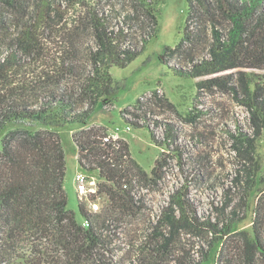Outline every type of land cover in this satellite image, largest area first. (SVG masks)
I'll return each mask as SVG.
<instances>
[{
	"label": "rangeland",
	"instance_id": "rangeland-1",
	"mask_svg": "<svg viewBox=\"0 0 264 264\" xmlns=\"http://www.w3.org/2000/svg\"><path fill=\"white\" fill-rule=\"evenodd\" d=\"M57 1L64 8L62 23L78 31L76 61L81 73L89 75L95 35L91 28L80 25L87 18V8L105 15L109 28L118 32V24L127 26L122 16L131 11V0H83L79 4ZM152 7L158 18L156 36L127 67L110 69L113 94L95 109L88 125L73 126L62 135L68 209L82 220L75 182L80 171L78 149L73 136L99 128L113 140L128 143L137 165L134 178L141 203L133 216L119 213L115 222L109 223L105 233L108 245L103 252L108 262L212 264L205 256L214 238L221 236L214 228L227 234L223 235L220 260L229 257L235 264H243L237 255L239 233L251 235L258 222L264 241V112L257 123L261 127L257 135L247 104L254 100L258 107L264 105V70L218 69L219 61L212 52L217 44L211 30L207 31L211 24L197 0H154ZM45 37L55 58L57 53L50 49V42L56 45L62 39H54L49 33ZM167 48L178 49L171 54ZM8 52L7 41L0 40V61ZM24 62L28 63L22 71L26 78L36 80L46 70V62L28 58ZM50 67H54L51 61ZM179 70H185V74ZM80 77L66 75L59 89L40 85L39 101L44 102L53 90L78 92ZM215 79H220V84L210 83ZM127 120L145 128L127 129ZM158 161L161 165L154 172ZM93 174L98 184L102 182L98 173ZM169 211L176 219L183 217L191 224L198 220L204 230L190 224L175 228L162 223ZM35 243L41 242H25L19 250H0V264H53L50 261L60 257L56 250H40V258L37 250H32ZM42 244L43 248L48 246L44 241ZM257 264H264V259Z\"/></svg>",
	"mask_w": 264,
	"mask_h": 264
},
{
	"label": "trees",
	"instance_id": "trees-1",
	"mask_svg": "<svg viewBox=\"0 0 264 264\" xmlns=\"http://www.w3.org/2000/svg\"><path fill=\"white\" fill-rule=\"evenodd\" d=\"M82 1L69 0L77 4ZM197 1L211 24L207 31L211 30L217 44L212 52L219 61L218 69L264 70V0ZM153 2L131 0V11L122 16L127 26L118 24V32L109 28L105 15L95 8H87V18L80 25L94 31L95 41L89 56L92 70L85 75L76 61L78 31L62 23L65 14L61 2L0 0V31L4 37L0 40L7 41L10 51L0 61V250H19L21 244L37 240L41 243L33 244L32 250H37L40 258V250H56L55 254H60L50 261L53 264H111L103 253L108 245V236L104 233L109 228L106 223L115 220L119 213L135 212L137 205L130 191L134 188V177H137L134 172L137 165L132 160L128 143L121 140L120 148L118 144H106V135L99 128H90L73 136L79 150V163L96 164L101 170V178L107 181L100 184L99 193L106 196L103 212L90 215L80 204L82 218L91 223L86 229L77 214L68 209L62 135L73 126L88 125L95 109L113 94L110 69L127 67L156 36L158 18ZM46 33L54 39H62L55 41L57 46L50 42V49L57 53L55 58L48 49ZM177 49L167 48L171 54ZM27 58L47 63L46 70L36 80L22 75L26 70L24 63L28 64L24 62ZM50 61L54 66L52 70ZM184 71H180L181 74H185ZM66 75L81 76L78 92L68 94L66 90L62 93L53 90L44 102L39 101L40 85L58 88ZM220 81L215 79L210 83L220 84ZM247 104L259 135L261 127L257 123L262 121L264 105L258 107L254 100ZM127 123L134 129L145 128L138 122L127 120ZM247 143L252 145L254 141L247 140ZM160 165L158 161L154 172ZM125 185L129 190L124 188ZM162 223L175 228L179 224L184 227L190 224L204 230L198 220H192L191 224L183 217L176 219L172 211L163 216ZM213 230L221 236L214 238L211 250L206 253V262L235 264L229 257L220 260L225 244L223 235L227 234L221 229ZM260 231L257 222L251 235L246 231L239 233L241 247L237 255L243 264H257L264 259ZM43 241L48 245L45 248ZM166 241L165 248L169 244V240Z\"/></svg>",
	"mask_w": 264,
	"mask_h": 264
},
{
	"label": "built area",
	"instance_id": "built-area-1",
	"mask_svg": "<svg viewBox=\"0 0 264 264\" xmlns=\"http://www.w3.org/2000/svg\"><path fill=\"white\" fill-rule=\"evenodd\" d=\"M141 44H143V40L141 39ZM196 63V62H195ZM128 127L127 129L133 128L132 125L127 123ZM119 131V129H118ZM115 139V138H114ZM120 141L118 139L113 140V138L106 136L104 138V142L106 144H118V148H120ZM78 149V148H77ZM78 163H79V150H78ZM125 167V166H123ZM79 169L80 171L76 174L75 177V182H76V189H77V194L79 198V204L83 205L86 210H88L90 215H94L97 213H101L106 209V196L105 195H100V189L101 185L100 184H106L107 181L106 179L101 178V170L99 167H97L96 164H93V166H90L86 161H84L83 165L79 163ZM93 173H98L99 178L102 182L99 184L96 182V177ZM138 184L137 180L134 178L133 180V186L134 188L130 191L131 192V197L132 199L136 202V207H140V198L137 195V190H136V185ZM125 189L129 190L128 186H124ZM135 210V209H134ZM135 213V212H134ZM133 213V214H134ZM133 216L132 213H128ZM82 226L84 228H90L91 223L87 218H82ZM110 222H115V220H108L107 221V226H109ZM110 227V226H109ZM107 230L104 232L106 233Z\"/></svg>",
	"mask_w": 264,
	"mask_h": 264
}]
</instances>
